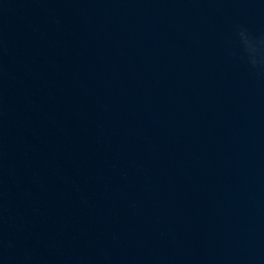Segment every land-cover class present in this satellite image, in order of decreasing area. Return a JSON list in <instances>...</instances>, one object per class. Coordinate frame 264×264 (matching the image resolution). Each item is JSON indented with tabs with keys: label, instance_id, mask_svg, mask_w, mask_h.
<instances>
[{
	"label": "water",
	"instance_id": "obj_1",
	"mask_svg": "<svg viewBox=\"0 0 264 264\" xmlns=\"http://www.w3.org/2000/svg\"><path fill=\"white\" fill-rule=\"evenodd\" d=\"M232 44L264 92V71L248 63L239 33L254 39L264 37V0H205Z\"/></svg>",
	"mask_w": 264,
	"mask_h": 264
},
{
	"label": "clouds",
	"instance_id": "obj_2",
	"mask_svg": "<svg viewBox=\"0 0 264 264\" xmlns=\"http://www.w3.org/2000/svg\"><path fill=\"white\" fill-rule=\"evenodd\" d=\"M248 63L253 69L264 71V37L254 39L245 31L239 33Z\"/></svg>",
	"mask_w": 264,
	"mask_h": 264
}]
</instances>
